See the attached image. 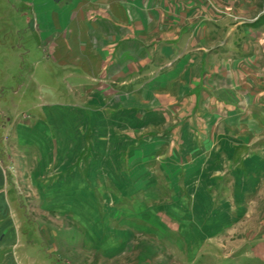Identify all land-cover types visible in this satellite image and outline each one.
Instances as JSON below:
<instances>
[{"label": "rangeland", "instance_id": "rangeland-1", "mask_svg": "<svg viewBox=\"0 0 264 264\" xmlns=\"http://www.w3.org/2000/svg\"><path fill=\"white\" fill-rule=\"evenodd\" d=\"M84 1L0 0V262L264 264V0Z\"/></svg>", "mask_w": 264, "mask_h": 264}, {"label": "crops", "instance_id": "crops-1", "mask_svg": "<svg viewBox=\"0 0 264 264\" xmlns=\"http://www.w3.org/2000/svg\"><path fill=\"white\" fill-rule=\"evenodd\" d=\"M97 3V2H96ZM84 5H89V1L88 0H86V1H84L83 2V6ZM53 4H50L49 5V8H50V11L53 9ZM95 14H97V13H95ZM94 16H96V18H98V19H94L93 17H83V20L81 19V20H79L80 21V25L77 23V20L75 19L76 17L75 16H72L71 17V20H70V23H69V25L70 24H72V26H73V28H75V27H77L76 26V24H78V26H80V28L82 27L83 29H84V27L86 28L87 27V25H90V26H93V27H99V25L100 24H103V22L104 21H101L102 20V18L100 17V15L99 14H97V15H94ZM104 18V17H103ZM104 20V19H103ZM105 21H107V22H110L109 20H105ZM82 22H85L86 23V25L84 24V23H82ZM113 23H114V21H112ZM82 23V24H81ZM81 28V29H82ZM112 44H115V41L114 42H112ZM6 201V203H5V201ZM8 199L6 198V199H4V198H1V196H0V217H1V219L5 216V215H8V214H6V207H7V205H8ZM8 236H9V233L8 232H6V231H1L0 230V245H2L3 243H5V242H7V238H8ZM0 264H2L1 262H0Z\"/></svg>", "mask_w": 264, "mask_h": 264}]
</instances>
